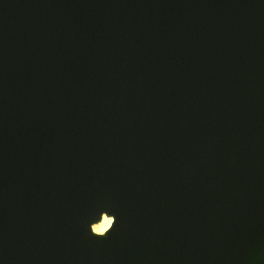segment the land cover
Instances as JSON below:
<instances>
[{
  "label": "water",
  "instance_id": "1",
  "mask_svg": "<svg viewBox=\"0 0 264 264\" xmlns=\"http://www.w3.org/2000/svg\"><path fill=\"white\" fill-rule=\"evenodd\" d=\"M0 264H264V0H0Z\"/></svg>",
  "mask_w": 264,
  "mask_h": 264
},
{
  "label": "bare ground",
  "instance_id": "2",
  "mask_svg": "<svg viewBox=\"0 0 264 264\" xmlns=\"http://www.w3.org/2000/svg\"><path fill=\"white\" fill-rule=\"evenodd\" d=\"M113 221L112 216L103 214L101 221L93 225V231L97 234H104L111 227Z\"/></svg>",
  "mask_w": 264,
  "mask_h": 264
}]
</instances>
